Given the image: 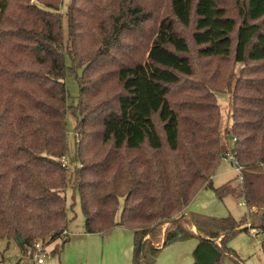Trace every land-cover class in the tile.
Masks as SVG:
<instances>
[{"label": "trees", "instance_id": "obj_1", "mask_svg": "<svg viewBox=\"0 0 264 264\" xmlns=\"http://www.w3.org/2000/svg\"><path fill=\"white\" fill-rule=\"evenodd\" d=\"M13 1L0 0V240L10 243L19 236L23 251L35 250L38 242H55V252H62L69 241L63 237L70 224L63 157L71 105L65 77L68 69L81 67L74 107L81 139L73 188L81 196L86 233L117 226L133 229L132 264H155L165 247L188 239L198 240L193 264H221L227 255L241 264L228 246L230 238L248 229L247 220L251 228L264 231V76L257 77L264 68H241L232 91L230 84L224 90L231 95L233 114L231 129L225 128L216 97L220 90L215 83L194 80L191 45L179 26L194 28L192 40L201 57L229 59L233 54L235 64L261 63L264 0H240V22L228 15L221 0H167L171 13L160 19L145 56L137 59L134 54L117 65L113 73L121 91L104 100H97L83 82L91 64L109 59L123 33L151 15L122 0L99 10L109 14L107 19H95L97 5L88 13L98 21L99 53L86 63L89 58L75 41L69 45L61 35L46 33L37 45L46 56L36 61L47 70L41 77L28 70L46 89H37L41 97L22 95L23 101L9 94L1 71L2 24ZM31 8L40 17L49 11L38 4ZM76 10L72 4L70 20ZM48 26L59 30L51 22ZM226 129L235 139L232 149L223 141ZM231 152L242 167L241 183L214 187L218 163ZM202 188L214 189L219 198H244L250 215L237 221L189 211Z\"/></svg>", "mask_w": 264, "mask_h": 264}, {"label": "rangeland", "instance_id": "obj_2", "mask_svg": "<svg viewBox=\"0 0 264 264\" xmlns=\"http://www.w3.org/2000/svg\"><path fill=\"white\" fill-rule=\"evenodd\" d=\"M122 0H14L9 11L3 20V45L1 55L2 80L3 84L8 87L9 94H14L16 99L22 100V95L33 93L39 97L43 96L37 89H46L41 87V73L47 68L40 65L36 59L42 54L46 56V52H40L37 48L40 40H45L46 33L54 34L63 38L66 44H73L75 41L77 48L83 50L84 55L88 56L86 63L92 59V54H98L101 44L96 38L101 34L95 29L98 21L89 17V9L98 5V12L95 13L96 18L107 19L108 13H100L104 7H109L114 2L116 5ZM133 3L135 8L138 4L145 13L151 15L149 20L137 24L126 30L118 44L109 52V59H102L91 67L86 74L85 86L92 90V93L98 95L97 100L111 98L121 91V85L117 82L114 70L121 61H127L130 56L136 54L137 59H142L154 37V31L158 26L160 19L171 11L167 0H125ZM240 0H221L220 5L225 7L228 15L234 17L238 22L240 19ZM32 4H38L48 10L49 4L55 5L57 8L49 9L46 15L39 14L30 9ZM72 4H75L77 12H75L73 20L69 19L68 10ZM96 9L93 8L92 11ZM143 12V13H144ZM94 16V15H93ZM101 16V17H100ZM129 19L132 17L129 15ZM50 22L54 27L59 26L58 31H50ZM100 22V20H99ZM70 24L74 29H70ZM73 24V25H72ZM179 30L187 36L191 45V58L194 63L196 73L194 80L213 84L215 89L222 92L217 93V101L221 108L223 123L225 128H230L233 122V114L231 109V95L225 93L226 87L230 84L231 91L235 86L237 77L240 75L241 68H264V62L235 64L233 54L229 59L220 58H204L198 55V46L192 40L194 28H183L179 26ZM71 31L75 35L71 36ZM57 32V33H56ZM95 36V37H94ZM130 53V54H127ZM133 57V56H132ZM69 65V60L66 58ZM245 66V67H244ZM85 68H72L67 70L65 83L68 87L71 105L68 113V151L63 157V162L68 168V189L67 196V212L70 218L69 229L72 231L70 240L66 243L64 250L55 252V242H49L44 246V250L48 253L43 263H37L35 250L28 248L23 251L18 240L7 239L0 240V264H85L83 260L87 251L88 244L94 241L97 244L96 259L101 264H132L134 249V230L126 227L113 228L109 233L96 234L92 237L83 235L85 230V215L82 208L81 196L78 191L73 188L74 173L79 162L76 158L77 144L81 139L79 131L75 130L78 119L75 117V106L79 102V75ZM37 72L38 77H30V73ZM256 71V70H255ZM261 73H257V77L264 76V69ZM5 75H7L5 77ZM78 75V79L76 78ZM216 81L214 82L213 81ZM3 84L1 86H3ZM233 93V92H231ZM182 98L179 97L178 101ZM174 100V99H172ZM95 102V101H92ZM230 129H226L222 135L225 145L231 149L234 146L235 139L231 136ZM231 141V142H230ZM231 151V150H230ZM229 151V152H230ZM232 153V152H231ZM234 155V154H233ZM242 177L233 162L231 155L222 157L215 173L212 177L214 187H220L229 181L236 186L241 183ZM123 199L120 200V208L123 205ZM189 211L202 213L215 217L232 216L237 221H241L244 216L250 215L244 198L233 195H227L219 198L214 189L202 188L196 194L194 200L190 203ZM120 211L117 219L120 218ZM247 230L237 232L233 235L228 246L236 251L241 264H264V231L251 228V223L247 220ZM63 237H67L64 236ZM157 243V242H156ZM198 243L197 239H188L178 241L165 247L157 257L155 264H193V251ZM158 244H156L157 246ZM89 251H94L90 249ZM77 254V259L76 258ZM87 264V263H86ZM91 264V263H89ZM221 264H239L233 257L223 256Z\"/></svg>", "mask_w": 264, "mask_h": 264}, {"label": "crops", "instance_id": "obj_3", "mask_svg": "<svg viewBox=\"0 0 264 264\" xmlns=\"http://www.w3.org/2000/svg\"><path fill=\"white\" fill-rule=\"evenodd\" d=\"M191 208V205H189L188 206V210ZM117 220H119V219H117ZM118 227H121V226H117L116 228H118ZM68 231H69V236H67L68 237V239L70 240V236H71V234H72V231L68 228ZM83 235H87L88 237H92V236H94V235H96V234H105V233H109V231L108 232H105V233H86V231L84 230L83 231ZM65 248V247H64ZM96 248H97V244L94 242V241H91L89 244H88V247H87V251L88 252H86V254H85V256H83L84 258H83V260L84 261H86L85 262V264L87 263V264H89V263H91V264H101L97 259H96ZM90 249H93L94 251H89ZM64 250V249H63ZM61 253V252H60ZM76 258H77V254H76ZM77 259H79V258H77Z\"/></svg>", "mask_w": 264, "mask_h": 264}, {"label": "built area", "instance_id": "obj_4", "mask_svg": "<svg viewBox=\"0 0 264 264\" xmlns=\"http://www.w3.org/2000/svg\"><path fill=\"white\" fill-rule=\"evenodd\" d=\"M229 154L231 155L233 162L236 164L239 173H241L242 167L237 163L235 155H233V153H229ZM64 165L66 164L64 163ZM63 234L65 236H69L70 233L68 229H66L64 230ZM47 255L48 253L46 252V250H44V245L41 242H38L35 246V256H36L37 263H43Z\"/></svg>", "mask_w": 264, "mask_h": 264}, {"label": "water", "instance_id": "obj_5", "mask_svg": "<svg viewBox=\"0 0 264 264\" xmlns=\"http://www.w3.org/2000/svg\"><path fill=\"white\" fill-rule=\"evenodd\" d=\"M18 237V242L19 243H23V240L22 239H20V237L19 236H17Z\"/></svg>", "mask_w": 264, "mask_h": 264}]
</instances>
